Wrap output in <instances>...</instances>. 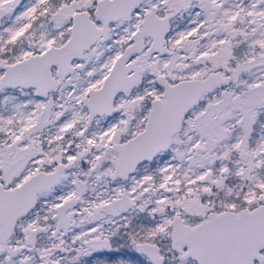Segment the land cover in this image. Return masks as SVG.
<instances>
[{
	"label": "snow or ice",
	"instance_id": "1",
	"mask_svg": "<svg viewBox=\"0 0 264 264\" xmlns=\"http://www.w3.org/2000/svg\"><path fill=\"white\" fill-rule=\"evenodd\" d=\"M0 264H264V0H0Z\"/></svg>",
	"mask_w": 264,
	"mask_h": 264
}]
</instances>
